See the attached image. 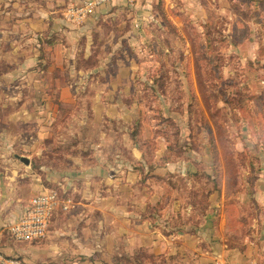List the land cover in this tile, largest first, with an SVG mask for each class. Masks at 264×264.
<instances>
[{
    "label": "rangeland",
    "instance_id": "374dc122",
    "mask_svg": "<svg viewBox=\"0 0 264 264\" xmlns=\"http://www.w3.org/2000/svg\"><path fill=\"white\" fill-rule=\"evenodd\" d=\"M5 1L0 196L26 209L54 190L73 203L51 212L43 239L1 232L12 264H181L183 240L169 235L196 233L221 209L244 237L264 209V0L107 6L92 54L80 40L74 64H13V43L28 37H1L19 23L6 21ZM80 3L68 9L77 24L90 14L78 19ZM38 125L45 136L32 145Z\"/></svg>",
    "mask_w": 264,
    "mask_h": 264
},
{
    "label": "crops",
    "instance_id": "0c3cea01",
    "mask_svg": "<svg viewBox=\"0 0 264 264\" xmlns=\"http://www.w3.org/2000/svg\"><path fill=\"white\" fill-rule=\"evenodd\" d=\"M81 1L84 0H6V5L12 3V5L10 4L11 7L7 8V6L4 11L6 13L4 16L6 21L12 20V22L16 21L19 23L12 28H8L1 37H8L10 34L16 33L15 31L21 32L19 34L21 38L28 37L27 41L20 40L13 43L12 53L18 55L13 64H74L80 40L86 41L84 51L86 57H90L94 43L93 30H95V27H93V22L99 17L100 12L105 7L126 4L127 2L114 1L113 3L101 5V8L100 6L97 7L88 15V18L86 17L87 19L84 22L77 24L68 15V9L71 5L74 6ZM139 1L132 3V5H138ZM181 1L186 5H196L197 10H200L205 5L204 0ZM204 15L205 13L202 11L198 14V18H202ZM137 32L139 34L140 31ZM140 34H143L142 36L146 39H150L145 32L142 31ZM22 113L26 112L23 111ZM24 115L26 117L28 114ZM35 117L39 116L36 115ZM37 129L40 130L38 135L33 138L30 137L32 140L29 142L32 145H34L35 141L42 140L45 136L44 127L38 125ZM95 144L94 149L95 147L102 148L100 143ZM72 163H75L78 167L84 164V167H80L81 169H75L76 175L82 177L81 173L83 171L86 172V163L82 161L80 156L73 157ZM116 164L119 165L118 160ZM91 171L89 169V172ZM86 192L88 191H82L85 197L88 195ZM257 193L261 196V192L257 191ZM11 199L5 201L0 196V233L6 232L19 219L25 209V205L19 206L16 202L12 203ZM83 202L80 200L78 205H84ZM79 207L77 206L75 210ZM88 207L90 209L93 206L91 204ZM97 207L104 214L107 212L103 205H98ZM86 209L85 207L84 212L87 213ZM259 209L258 218L250 220L249 229L241 239H234L231 231L233 229L232 221H229L228 218L226 219L225 210L222 211V209L216 216L217 220L195 227L196 231L194 232L196 233L188 235V229H184L180 236L176 233L170 234L171 240L168 239V241L175 240L177 237L183 240L179 246L181 252L178 257L179 260H177L181 264H264V209L261 207ZM211 218H213L212 215ZM1 235L0 243L5 238V234ZM12 239L7 236L6 240L3 241L4 245H9L11 243L9 240L12 241ZM190 241L193 242L191 245ZM204 242H207V245H204ZM9 250L11 249L6 246L5 251L8 252Z\"/></svg>",
    "mask_w": 264,
    "mask_h": 264
},
{
    "label": "built area",
    "instance_id": "2783aa9c",
    "mask_svg": "<svg viewBox=\"0 0 264 264\" xmlns=\"http://www.w3.org/2000/svg\"><path fill=\"white\" fill-rule=\"evenodd\" d=\"M114 1L134 2L136 0H84L76 8L78 19H83L97 7ZM75 7L72 8V10ZM71 199L59 200L56 191L45 190L34 196L19 219L7 230L17 241H33L43 239L47 235L51 212L61 206L69 209L73 203ZM14 261L0 250V264H12Z\"/></svg>",
    "mask_w": 264,
    "mask_h": 264
},
{
    "label": "water",
    "instance_id": "95a60500",
    "mask_svg": "<svg viewBox=\"0 0 264 264\" xmlns=\"http://www.w3.org/2000/svg\"><path fill=\"white\" fill-rule=\"evenodd\" d=\"M26 164H28L30 162L28 157L22 156L21 158Z\"/></svg>",
    "mask_w": 264,
    "mask_h": 264
}]
</instances>
